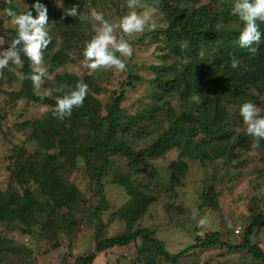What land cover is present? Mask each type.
<instances>
[{"label":"trees","instance_id":"trees-1","mask_svg":"<svg viewBox=\"0 0 264 264\" xmlns=\"http://www.w3.org/2000/svg\"><path fill=\"white\" fill-rule=\"evenodd\" d=\"M163 1L166 26L147 34L153 33L161 42L157 45L161 62L150 64L154 75L149 83L153 86L147 94L149 100L130 112L122 105L123 89L113 90L105 102L97 98L96 94L101 91L107 94L109 89L82 63L84 44L94 32L90 23L81 22L78 16H67L65 10L78 5L80 14L87 15L90 5L84 0H62L60 4L38 0L47 8L51 37L43 50L42 66L47 68L48 76L40 89L66 84V91H70L82 81L88 85V94L82 107L74 108L70 116L58 120L52 110L56 98L63 93L53 92L41 99L44 92L25 79L33 71L27 57L21 54L23 63L17 66L21 76H15L9 66L3 69L0 82L10 85L14 81L18 85L17 89L7 90L6 106L9 101L25 100L47 106L48 110L44 116L19 124L21 129L30 128L26 134L28 140L37 141L39 146L29 151L25 141L13 148L6 166L10 183L6 190L0 188V224L14 225L23 234L30 233L36 225L45 235H55L60 230L69 233L80 219L77 213L87 205L91 209L87 216L94 226V246L90 252L77 256L74 264H92L98 253L128 245L137 238L143 241L139 250V257L145 259L142 264H155L153 255L176 262L191 250L214 247L240 252L243 256L240 260L248 259L238 264H264V250L253 241L264 226V211L251 209V217L238 242L232 231L226 232L227 237L223 238L222 232L214 230L203 236L196 234L193 243L177 252L169 251L155 236V230L133 227L158 195L183 184L189 160L203 164L222 160L223 165L238 167L236 152L252 149L251 138L245 134L239 115L242 103L251 101L264 115V99L261 100L264 96V23L260 24L262 37L256 45L258 51L251 56L247 49L235 43L243 25L232 15L228 0H208L190 13L187 8L180 10L178 4ZM34 2L29 0L28 7L22 9L12 0L11 4L0 0L3 10L0 38L10 42L16 35L5 8L12 7L17 13L32 11L35 16L31 7ZM232 57L240 61L239 68L232 69ZM68 65L78 71L68 70ZM134 78L137 76L129 75V83ZM169 98L179 100V104L172 105ZM239 126L242 129L238 130ZM170 150L176 151L177 157L168 162L169 173L164 183L159 181L160 174L152 159ZM113 156L125 159L130 170L136 166L133 172L143 171L148 180L135 177L132 170L127 173L114 170ZM80 162L87 168L88 197H93V201L75 183L64 178L68 169L78 167ZM259 174L264 179V169ZM106 183L121 187L126 195L110 214L125 223V228L115 235L106 234L103 220V213L110 207ZM215 195V184L210 181L202 193V203L215 207ZM20 250L11 239L0 235V264H15L13 258L19 256Z\"/></svg>","mask_w":264,"mask_h":264},{"label":"rangeland","instance_id":"rangeland-1","mask_svg":"<svg viewBox=\"0 0 264 264\" xmlns=\"http://www.w3.org/2000/svg\"><path fill=\"white\" fill-rule=\"evenodd\" d=\"M22 9L28 7L29 0H12ZM42 1V0H40ZM62 0H49L51 4H60ZM208 0H168L169 4H178L180 10L188 9L190 13L200 3ZM230 9L234 0H228ZM90 5V11L95 9L104 14L105 19L117 21L130 11L139 9H130L127 7V0H84ZM148 5L158 4L159 12L154 17L158 27H165L166 21L162 13L163 0H143ZM220 2V1H218ZM94 3V4H93ZM219 5V4H217ZM217 7V6H216ZM3 10L0 9V15ZM48 34L50 32L49 24L46 26ZM149 31L142 34H134L133 37H125L132 44L133 53L130 58H123L126 62V70L118 71L116 69L91 71L97 78L101 79L108 88L107 94L104 91L96 94L97 98L105 102L111 96L113 90H124L125 99L122 105L130 112H135L145 101L149 100V92L152 91V85L149 84L152 79L153 68L151 63L161 62L157 55L161 50L157 45L161 42L153 33L147 35ZM52 33V32H51ZM164 45V43H162ZM2 47H7V44ZM119 55V54H118ZM9 68L15 76H21L16 64L10 62ZM65 69V68H64ZM68 70L78 71L74 66H67ZM136 75L137 78L129 83L128 76ZM1 76V75H0ZM17 83L13 81L10 85L0 82V188L6 190L10 183V175L6 166L9 163L15 146H26L29 151H34L39 146L37 141L28 140L26 135L30 128L21 129L20 123L44 116L48 110L47 106L25 100L5 105L8 99L7 90L17 89ZM45 92V90L37 89ZM7 96V98H6ZM264 96H261V100ZM172 105L179 104V100L169 98ZM238 130L242 126L237 127ZM237 153V168L230 165H223L222 160L206 161L205 164L199 160H189V171L183 179V184L175 187L174 191L167 190L158 195L159 197L151 203L144 215L133 225L146 226L155 230V236L162 240L166 248L171 252H177L186 245L194 242L196 234L203 236L205 232L220 231L223 238H226V232L232 231L235 242L240 240V233L251 217V209L264 211V179L260 170L264 169V140L260 146L250 151L239 150ZM177 157L176 151H169L164 156L152 159V163L160 174L159 181L167 183L168 168L167 164L171 159ZM114 170L127 173L130 170L125 159L113 156ZM119 170V171H118ZM146 172L148 171L145 170ZM87 168L83 162L78 167L69 168L64 178L67 181L75 183L88 197L90 195L89 177ZM143 171H136L135 177L147 181L148 178L143 175ZM154 180V179H153ZM215 184L216 206L204 205L202 203V193L205 191L207 183ZM136 183V182H135ZM106 198L110 207L103 213V220L106 222V234L115 235L125 228V223L120 218L110 216L122 202L126 195L124 190L113 184L106 183ZM93 201V197L89 196ZM87 199V200H88ZM83 207L81 205L80 209ZM91 210L84 205L76 226L69 233L58 231L55 235H45L40 231V226L36 225L34 230L28 234L21 233L16 227H7L0 224V235L11 239L14 244L20 247V253L17 258H13L15 264H74L77 256L86 254L93 249L94 242L92 235L94 226L92 220L87 216ZM197 213L194 220L193 213ZM205 218L207 224L203 227L197 225V220ZM255 234L253 241L264 250V226ZM57 242V243H56ZM143 247V241L137 238L136 241L125 246H115L106 249L97 254L92 264H142L145 259L139 257V250ZM155 264H238L240 261H248L240 252L226 251L224 248L214 247L210 249H194L187 252L184 256L178 258L176 262H170L167 259L159 258L153 255ZM154 264V263H153Z\"/></svg>","mask_w":264,"mask_h":264},{"label":"clouds","instance_id":"clouds-1","mask_svg":"<svg viewBox=\"0 0 264 264\" xmlns=\"http://www.w3.org/2000/svg\"><path fill=\"white\" fill-rule=\"evenodd\" d=\"M11 4V0H6ZM32 11L17 13L12 7L5 8V14L10 18V23L16 35L10 42L0 38V75L3 69L7 68L9 62L16 65L23 63L21 54L27 57L33 66L31 74L25 79L31 80L34 87L39 89L48 76V70L43 67V50L51 42V37L47 31L48 16L47 8L38 2L32 4ZM127 7L139 9L140 11H130L117 21L105 19L102 12L95 9L90 14H80L78 5H74L65 10V14L70 17H79L81 22L91 24L94 35L85 42L83 49V65L91 71L116 69L126 70V62L123 58H130L133 47L125 37H133L134 34H142L147 31H156L158 24L154 17L159 12L158 4L148 5L143 0H127ZM232 15L238 17L242 22V28L235 41L240 48L247 49L251 56H255L261 42L262 32L260 24L264 23V0H234L231 6ZM7 44V47H2ZM119 54V55H117ZM232 69L240 67V61L236 57L231 59ZM68 85L61 84L54 89L45 90L41 99L51 96L53 92L63 93L56 98L52 115L63 120L72 114L74 108L82 107L88 94V85L78 82L70 91H66ZM239 115L244 124L245 134L251 138V148L253 150L260 146L264 140V115L261 109L251 101L242 103L239 107ZM197 213H193L195 220ZM207 224L205 218L197 220V225L203 227Z\"/></svg>","mask_w":264,"mask_h":264}]
</instances>
